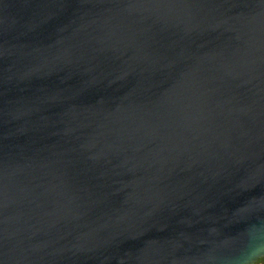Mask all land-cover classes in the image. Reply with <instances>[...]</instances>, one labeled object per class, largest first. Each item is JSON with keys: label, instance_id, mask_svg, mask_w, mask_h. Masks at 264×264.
I'll use <instances>...</instances> for the list:
<instances>
[{"label": "water", "instance_id": "water-1", "mask_svg": "<svg viewBox=\"0 0 264 264\" xmlns=\"http://www.w3.org/2000/svg\"><path fill=\"white\" fill-rule=\"evenodd\" d=\"M264 261V0H0V264Z\"/></svg>", "mask_w": 264, "mask_h": 264}, {"label": "flooded vegetation", "instance_id": "flooded-vegetation-1", "mask_svg": "<svg viewBox=\"0 0 264 264\" xmlns=\"http://www.w3.org/2000/svg\"><path fill=\"white\" fill-rule=\"evenodd\" d=\"M259 264H264V261H261Z\"/></svg>", "mask_w": 264, "mask_h": 264}]
</instances>
